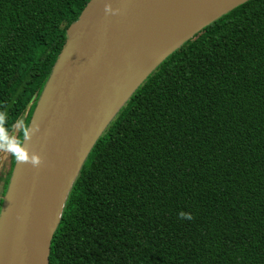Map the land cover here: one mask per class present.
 Here are the masks:
<instances>
[{"label": "trees", "instance_id": "1", "mask_svg": "<svg viewBox=\"0 0 264 264\" xmlns=\"http://www.w3.org/2000/svg\"><path fill=\"white\" fill-rule=\"evenodd\" d=\"M88 1L0 0L1 195ZM48 264H264V0L203 28L129 97L71 186Z\"/></svg>", "mask_w": 264, "mask_h": 264}, {"label": "water", "instance_id": "2", "mask_svg": "<svg viewBox=\"0 0 264 264\" xmlns=\"http://www.w3.org/2000/svg\"><path fill=\"white\" fill-rule=\"evenodd\" d=\"M250 0H89L37 99L0 206V264H48L92 147L173 51Z\"/></svg>", "mask_w": 264, "mask_h": 264}, {"label": "rangeland", "instance_id": "3", "mask_svg": "<svg viewBox=\"0 0 264 264\" xmlns=\"http://www.w3.org/2000/svg\"><path fill=\"white\" fill-rule=\"evenodd\" d=\"M10 143H12V141H10ZM1 191H2V188H1V185H0V196H1Z\"/></svg>", "mask_w": 264, "mask_h": 264}, {"label": "flooded vegetation", "instance_id": "4", "mask_svg": "<svg viewBox=\"0 0 264 264\" xmlns=\"http://www.w3.org/2000/svg\"><path fill=\"white\" fill-rule=\"evenodd\" d=\"M2 196H3V195L0 196V200H1ZM1 201H2V200H1Z\"/></svg>", "mask_w": 264, "mask_h": 264}]
</instances>
